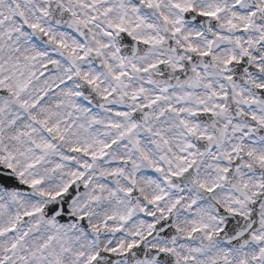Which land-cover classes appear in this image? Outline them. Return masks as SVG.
Here are the masks:
<instances>
[{"label":"snow or ice","instance_id":"1","mask_svg":"<svg viewBox=\"0 0 264 264\" xmlns=\"http://www.w3.org/2000/svg\"><path fill=\"white\" fill-rule=\"evenodd\" d=\"M0 264H264V0H0Z\"/></svg>","mask_w":264,"mask_h":264}]
</instances>
